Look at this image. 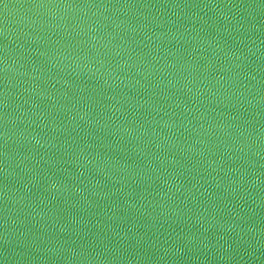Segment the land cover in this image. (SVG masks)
Masks as SVG:
<instances>
[{
  "label": "water",
  "instance_id": "obj_1",
  "mask_svg": "<svg viewBox=\"0 0 264 264\" xmlns=\"http://www.w3.org/2000/svg\"><path fill=\"white\" fill-rule=\"evenodd\" d=\"M0 264H264V0H0Z\"/></svg>",
  "mask_w": 264,
  "mask_h": 264
}]
</instances>
